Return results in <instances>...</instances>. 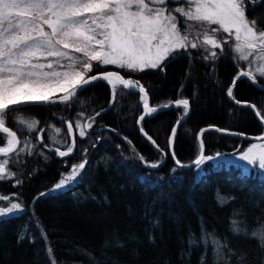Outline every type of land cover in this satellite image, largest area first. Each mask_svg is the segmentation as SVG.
Returning <instances> with one entry per match:
<instances>
[{
    "label": "trees",
    "instance_id": "1",
    "mask_svg": "<svg viewBox=\"0 0 264 264\" xmlns=\"http://www.w3.org/2000/svg\"><path fill=\"white\" fill-rule=\"evenodd\" d=\"M247 7L248 18L259 19V27L264 28V3ZM227 47L223 45V52L213 50L216 59L205 49L178 50L165 60L163 71L132 72L107 65L94 67L89 75L112 71L139 81L151 107L188 99L190 111L172 140L176 159L187 165L199 154L198 134L204 128L264 135V123L226 96L237 74L255 71L257 65L237 60ZM256 82L262 89L242 77L231 98L253 105L264 121V77L257 76ZM85 89L68 105L22 109L25 118L40 121L37 128L43 132H29L9 119L8 127L17 131L20 147L29 143L34 147L31 155L25 148L9 157L8 167L15 175L0 180V196L22 204L18 214L0 218V264H53V257L55 264H238L241 255L246 257L243 264H264V249L251 236L264 228L260 171L244 174L239 166L222 160L207 161L200 168L177 167L169 156V136L184 115L182 105L145 117L138 123L140 133L137 121L143 101L139 94H126L118 86L120 94L110 105L111 86L105 81H93ZM77 120L92 123L84 137L75 127ZM68 123L73 125L74 145ZM55 128L61 129L59 134ZM201 140L204 155L221 153L219 157L239 154L251 143L214 130L201 133ZM4 144L5 139H0ZM69 146L74 147L69 156L56 155L57 148L66 151ZM162 157L159 167H150ZM84 161L78 184L41 195L49 193L70 167ZM217 193L234 199L218 203ZM232 220L247 235L234 233ZM213 239L226 247L217 252Z\"/></svg>",
    "mask_w": 264,
    "mask_h": 264
},
{
    "label": "snow or ice",
    "instance_id": "2",
    "mask_svg": "<svg viewBox=\"0 0 264 264\" xmlns=\"http://www.w3.org/2000/svg\"><path fill=\"white\" fill-rule=\"evenodd\" d=\"M168 2L169 0H0V139H5V144L0 145V156L3 157L0 159V180L15 175L8 167L11 163L9 157L14 153L18 155L24 152L25 148L28 155H31L34 147L30 143L20 147L17 131L8 127L9 119L24 126L29 132L44 131L37 128L40 121L34 118L29 120L22 115L24 107L56 103L68 105L86 90V85L97 79H103L111 86L110 105L120 94L118 86H122L126 94H134L138 90L143 101L144 115L137 123L144 120L146 115L172 104L169 102L151 107L148 93L139 81L125 79L120 73L112 71L89 75L94 67L114 65L132 72L157 68L163 71L165 60L181 49L203 45L223 52V45L227 40H221L216 35L223 32L234 40L232 50L240 60L257 65L255 71H245L239 75L254 82L257 76L264 77V28L259 27L262 21L257 18L250 20L246 14L249 3L255 6L264 3V0H181L182 6L172 10L168 9ZM175 13L191 22L187 29H199L195 38L190 39L187 30L181 32ZM213 25L216 27H212ZM209 55L216 59L218 54L211 51ZM233 83L235 84V80ZM61 92L63 95H56ZM232 94L230 87L228 95L231 97ZM174 103L183 106L184 115L177 121L180 124L190 111V102L188 99H180ZM12 113H16V116L13 117ZM75 127L79 130L80 137H84L85 129L91 128L92 123L81 124L77 120ZM60 131L61 129L55 128L56 133L59 134ZM172 131L174 135L177 129L173 128ZM72 132L73 125L68 123V133ZM38 139L43 141V137ZM169 143L171 144V140ZM55 152L56 155L65 157L73 152V146H69L66 151L57 148ZM221 155H204L201 141L199 154L192 163L200 168L207 161H215ZM139 158L141 161L145 160L143 156ZM172 158L177 167H188L176 159L174 152ZM236 159L248 166L243 169L244 174L255 168L264 175V144L250 145ZM163 162L162 157L150 167L157 168ZM86 163L84 161L73 165L70 174L63 175L49 193L41 195H50L73 182L78 184L79 180L76 178L79 176L83 179L81 170ZM175 170L172 169L173 172ZM231 199L234 198L217 193L218 203L223 204ZM0 200L8 203V206L0 205V218L22 211L21 203L12 202L7 196H0ZM36 226L46 241L42 225L37 223ZM232 231L247 235L237 220H232ZM251 236L264 249V228L254 230ZM19 239L23 240L24 234ZM212 242L216 245L217 252L226 247L219 240L213 239ZM189 243L194 244L195 241L190 240ZM48 254L53 255L50 247ZM245 259L244 255L239 256L238 264H243Z\"/></svg>",
    "mask_w": 264,
    "mask_h": 264
},
{
    "label": "rangeland",
    "instance_id": "3",
    "mask_svg": "<svg viewBox=\"0 0 264 264\" xmlns=\"http://www.w3.org/2000/svg\"><path fill=\"white\" fill-rule=\"evenodd\" d=\"M178 6H182V2H181V0H169V2H168V9H169V10H172V9H174L175 7H178ZM175 15L177 16V20H178V22H179V28H180L181 32H184L185 30H187L190 39L195 38L196 35H197V31H199V29H198V28L187 29V25H188L189 23H191V22H190V21H186L182 16L179 15V13H175ZM212 27H216V26L213 25ZM216 35H217V37H218L219 39H221V40H227V43H225L224 46H228L227 48H229V49H232V48H233L234 40H233V39H229L228 34L223 33V32H218V33H216ZM192 49H195V50H196V49H205V50H207L208 52L214 50V49L211 48V46H203V45H201L200 47H197V48H191V47H189V48L184 49V50H192ZM232 52L234 53V57H235L237 60H240L238 54L235 53L233 50H232ZM250 59H252V58L250 57ZM240 61L243 62V60H240ZM244 62L247 63L248 61H244ZM105 82H106V81H105ZM106 83H107V82H106ZM57 94H60V93H57ZM57 94H56V95H57ZM61 94H63V93L61 92ZM252 144H254V143H250V144H248V145L246 146L245 150H246L250 145H252ZM255 144H264V141H263V142H256ZM239 154H240V153H239ZM239 154H234V155H229V156H224V157H217L216 160L213 161V162H214V163H217L219 160H222V161H224V162H226V163H229V164H233V165L239 166V167L242 169V171H243V169H244L245 167H248V166L245 164V162L236 159V156H238ZM71 169H72V167H70L69 172L66 173V174H64V175H68V174H70ZM252 170H258V169H255V168H254V169H252ZM258 171H259V170H258ZM67 186H68V185H66L65 188H66ZM0 205L8 206V203H7L6 201H4V200H0Z\"/></svg>",
    "mask_w": 264,
    "mask_h": 264
},
{
    "label": "water",
    "instance_id": "4",
    "mask_svg": "<svg viewBox=\"0 0 264 264\" xmlns=\"http://www.w3.org/2000/svg\"><path fill=\"white\" fill-rule=\"evenodd\" d=\"M242 72H245V71H240V72L237 74V76H236V78H235V84H236V82H237L238 80H240L242 77L249 79V78L246 77V76H240L239 74L242 73ZM96 75H97V74H96ZM97 80H102V81H104L103 79H97ZM97 80H95V81H97ZM249 80L255 85V87H256L257 89H262V88L258 85V83H257L256 81L254 82L252 79H249ZM92 82H93V81H92ZM235 84L233 83L230 87L233 89V87H234ZM86 86H87V85H86ZM86 86H85V87H86ZM230 87H229V88H230ZM135 93H137V94L140 95V93L138 92V90H136ZM226 96H227L228 100L231 101L234 105L249 108V109L251 110V112L254 114V116H255L256 118H258V116H257V114H256V111H255L254 107H253L251 104H248V103H246V102H239V103H237V101H234V100L228 95V90H227V94H226ZM56 104H58V103H56ZM37 105H40V106H49V105H54V104H37ZM175 107H177V105H175V103H173V104H171L170 107H168V108H159V110H158L157 112L152 113V114H150V115H146L145 117H149V116H152V115H154V114H156V113H158V112H162V111H165V110H168V109H172V108H175ZM141 108H142V111H143V114H142V115H144L143 105H142ZM185 118H186V117H185ZM185 118H184V120H185ZM180 124H181V123H180ZM180 124H177V123H176V124L174 125L173 128H176V129H177V127H178ZM173 128H172V130H173ZM137 129H138V131L141 133V130H140L139 126H138V123H137ZM209 130L217 131V129L214 128V127H207V128L202 129V130L199 132V134H198V140H199V143H201V133H203L204 131H209ZM218 132H219L220 134H223V135L235 136V137H238V138H240V139H242V140H245V141H248V142H260V141H264V135H263V136H259V137H253V136H248V135L238 134V133H227V132L222 131V130H220V131H218ZM173 136H174V135H173V131H171L170 136H169V141L171 140V144L169 143V156H170L172 162L175 164V161H174L173 158H172V154H173V152H172V140H173ZM70 137H71V141H72V144H73V133L70 134ZM258 138H259V139H258ZM73 150H74V147H73ZM70 154H71V153H70ZM70 154H69V155H70ZM69 155H68V156H69ZM0 157H2V156H0ZM65 157H67V156H65ZM62 158H64V157H62ZM175 165H176V164H175ZM187 165H188V164H187ZM194 166H195V164L191 163V164L188 165V167H181V168H185V169H187V168H191V167H194Z\"/></svg>",
    "mask_w": 264,
    "mask_h": 264
},
{
    "label": "bare ground",
    "instance_id": "5",
    "mask_svg": "<svg viewBox=\"0 0 264 264\" xmlns=\"http://www.w3.org/2000/svg\"><path fill=\"white\" fill-rule=\"evenodd\" d=\"M253 106V105H252ZM257 114V113H256ZM258 116V115H257ZM258 120L260 121V122H262V123H264V121H262L261 119H260V117L258 116ZM263 136V135H262ZM254 137V136H253ZM259 137V136H258ZM199 141V140H198ZM202 141V140H201ZM260 142H263V141H260ZM251 143H256V142H251ZM200 144V143H199ZM191 164V163H190ZM189 165V164H188ZM194 167H196V166H194ZM194 167H191V168H194ZM187 169H189V168H187Z\"/></svg>",
    "mask_w": 264,
    "mask_h": 264
}]
</instances>
